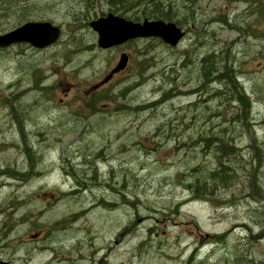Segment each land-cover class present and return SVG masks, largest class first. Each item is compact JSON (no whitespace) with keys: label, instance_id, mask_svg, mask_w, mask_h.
Listing matches in <instances>:
<instances>
[{"label":"rangeland","instance_id":"374dc122","mask_svg":"<svg viewBox=\"0 0 264 264\" xmlns=\"http://www.w3.org/2000/svg\"><path fill=\"white\" fill-rule=\"evenodd\" d=\"M25 1L26 21L61 33L0 48V262L264 264V0H152L182 40L109 49L89 21L110 0ZM147 1L116 14L148 18ZM3 5L0 32L21 24ZM121 52L126 67L92 90ZM209 54L220 78L202 73ZM93 94L109 99L92 110ZM215 134L239 155L214 179Z\"/></svg>","mask_w":264,"mask_h":264},{"label":"water","instance_id":"95a60500","mask_svg":"<svg viewBox=\"0 0 264 264\" xmlns=\"http://www.w3.org/2000/svg\"><path fill=\"white\" fill-rule=\"evenodd\" d=\"M89 26L96 33V44L101 49L121 45L130 39L152 36L160 38L170 46H176L183 36L182 30L173 22L146 18L132 21L113 13L90 20ZM59 36V27L49 21H27L8 31L0 32V48L25 42L40 49L55 43ZM127 59L126 53H120L115 65L93 87L107 82L114 73L123 69Z\"/></svg>","mask_w":264,"mask_h":264},{"label":"trees","instance_id":"16d2710c","mask_svg":"<svg viewBox=\"0 0 264 264\" xmlns=\"http://www.w3.org/2000/svg\"><path fill=\"white\" fill-rule=\"evenodd\" d=\"M110 2L111 3L118 2V3L123 4V5L126 6V5H128L129 0H110ZM147 3L152 4L154 6L153 9H151L149 12L144 13L148 18H155L156 19V18L163 17L165 15L164 13H162V11H160V7H159L160 3H158L157 1L153 2L152 0L147 1ZM3 4H5V9L6 10L16 13V22L14 23L13 26H16V25L26 21L28 13H25V12H27L26 10L28 9V7L30 5L27 1H25V0H0V6H4ZM135 5H137V4H135ZM112 10H115V9H112ZM259 12H261V14H264V4H262V7H261V9H259ZM138 18L139 17L135 16L133 20H138ZM211 58H212V56H210V54H209V55H206L205 57H203L201 59V66L200 67L202 68V73H203V75L209 76L208 74H211L212 72H216V74H215L216 76L215 77L216 78H220L219 76L222 75V71L218 70V68H217L218 63H217L216 66H214L213 65L214 61L212 60V62H210ZM228 69H231V67H229V64H228ZM236 79L237 78L235 77L233 79V81L236 82ZM107 83H105V84H107ZM105 84L100 85L99 87H97L95 89L92 88V90L100 89ZM236 89L237 90L235 92H236L237 95L234 96V97H235V99H237V101L240 102V105L243 107L242 110L244 112H246L249 109V106H250L249 105V100L247 99L245 102H243L242 101L241 87L238 86V88H236ZM105 99H109V97H107L106 95H103V96H100V97H95L94 94H93L92 98L90 99L91 102L88 103V106L92 110H95L93 108L95 103L99 104L100 102H102V100H105ZM204 141L208 143L209 146H207V147H210L211 144H213V142H218L217 145H218L219 149H217V151L220 152V153L217 154V158H218L219 166L215 169L217 171H213L212 175H213L214 179L218 178L219 176H221V178H222L223 177L222 173H224V170H222V167H226L227 168L225 163H223V161H222L223 157L227 156L229 158L230 157L231 158H236L239 155V153H238L239 149L238 150L236 149L235 145L232 144L231 140H224L223 137H220L217 134H215V137L214 136H204ZM232 171H233V169H232ZM205 181L206 180L203 179V182H205ZM198 184H200V183H198ZM188 187H191V185L189 184ZM208 188L209 187H205L204 184H203V187H193L192 191L195 193L194 197L195 198L204 197V195L207 194L206 190Z\"/></svg>","mask_w":264,"mask_h":264},{"label":"flooded vegetation","instance_id":"af4514ba","mask_svg":"<svg viewBox=\"0 0 264 264\" xmlns=\"http://www.w3.org/2000/svg\"><path fill=\"white\" fill-rule=\"evenodd\" d=\"M115 4H116V6H114L116 9H115V12L117 13L118 12V8L120 7V9L122 8V6H124V7H126L127 8V6H125V5H123V4H120V3H118V2H115ZM1 264L2 263H4V262H0Z\"/></svg>","mask_w":264,"mask_h":264}]
</instances>
